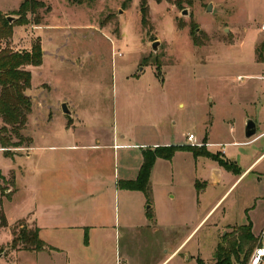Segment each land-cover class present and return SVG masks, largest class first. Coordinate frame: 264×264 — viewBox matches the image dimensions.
Segmentation results:
<instances>
[{
  "label": "rangeland",
  "instance_id": "1",
  "mask_svg": "<svg viewBox=\"0 0 264 264\" xmlns=\"http://www.w3.org/2000/svg\"><path fill=\"white\" fill-rule=\"evenodd\" d=\"M22 1L0 0V10L17 18L14 11ZM42 1L50 12L42 8L29 14L31 23L15 26L12 38L0 40V48L30 50L40 43L44 51L40 65L27 67L32 84L26 93L33 105L23 134L34 139L35 149L30 151V142L12 147L11 158L0 150V213L9 223L0 229V242L28 224L20 218L37 198L29 190L33 176H20L18 186L15 177L20 165L31 170L39 153L53 152L43 146L85 145L54 148V153L65 151L66 159L56 157L53 167L44 165L43 173L34 175L36 183L47 184L42 196L58 199L74 193L69 182L83 192L101 180L124 189L120 180L138 175L139 144L192 145L190 133L207 143L201 137L206 130L215 142L202 146L208 158L179 149L171 159H158L149 196L121 190L115 200L108 193L106 212L120 216L117 235L107 246L114 252L110 260L128 264L127 250L144 261L155 255L162 260L183 244L165 264H217V246L227 236L242 247L228 264H246L264 226V159L242 175L264 150V135L259 137L264 130V0H149L145 24L140 0ZM36 15L40 24L34 23ZM64 103L71 114L64 112ZM248 120L257 125L251 138L245 135ZM122 143L130 145L118 146ZM29 151V159H12ZM211 160L222 167L219 182L216 173L211 178L208 173ZM146 211L159 217L157 228L155 223L145 227ZM250 222L252 237L246 241L239 226ZM10 247L0 246V264H31L22 255L14 259Z\"/></svg>",
  "mask_w": 264,
  "mask_h": 264
},
{
  "label": "crops",
  "instance_id": "2",
  "mask_svg": "<svg viewBox=\"0 0 264 264\" xmlns=\"http://www.w3.org/2000/svg\"><path fill=\"white\" fill-rule=\"evenodd\" d=\"M180 105H182V103H180ZM263 135H264V130L263 132H261V134H259V137ZM201 137L208 139L207 143H210L209 145H207L208 148L215 143L211 139L210 131H208L207 133V131L205 130L204 136ZM33 142L34 139L32 138L31 145L29 146L30 151L35 149ZM230 143L231 142H228V144ZM160 144L169 145V144H179V143H172L170 141L168 142L165 141V142H153L152 144L144 143L139 145H141L140 148L142 151L143 150L142 147L144 146H157ZM224 144L226 145L227 143ZM51 145L52 146H43V147L53 148L52 149L53 152H43L41 154L39 153V155H37L35 159L34 167L31 170H28L27 166L20 165L17 168L18 171L16 172L15 179H16V184L18 186L20 182V176L21 177L25 175L29 176L28 173H31V176H33V180L31 182L32 186L30 187L31 189L29 190H31V193L32 191L36 192L37 198L34 202L33 208L31 210L26 211V213H24V216L20 219L27 220L28 224L24 225V227L26 228L37 227L39 229L40 238L44 240L48 245L52 246L53 248H47L44 250H26V249L12 250L14 254V259L19 255H22L24 257H27L31 262V264H112L111 260H113L114 258L113 257L114 252L111 251L112 247H107V246H109L112 237L117 235V229L118 227H120V216L116 212L113 214V212L108 211V213L110 212L111 214V217H109L108 213L105 210L104 202L109 192H113L114 199L117 200L119 199V194L121 190H129V189H119L117 184L113 185L107 181L101 180L97 182H91L89 187H86L83 192L80 189L81 185L77 184L76 182L75 183L69 182V183H73L70 184L74 188L73 194H67L65 196L59 197L58 199H54L53 197H50L51 199L49 197H43L42 194L47 193L44 191V188L47 187L46 186L47 184L42 181L36 183L34 181L35 179L34 175L37 174L39 171L43 173L44 165H46L47 170L53 167L54 158L60 157L66 159L65 151L61 152L60 154L54 153V151L56 150L54 148L70 147L72 148V150H75L85 146L79 144L78 142L67 146H59L57 144H51ZM120 145L128 146L130 144H123V143L118 144V146ZM91 146L96 147L98 145H91ZM0 150L2 151V148H0ZM30 151L27 152L25 155L16 154L15 157L12 159H14L15 161L16 160L18 161L19 159H24L26 157L29 159L32 156ZM263 153L264 150L255 158V160L252 163L248 165V167L244 170L242 175L245 174L253 165L264 159L261 158ZM224 154H226V150L224 151ZM141 158L142 159L140 166L142 165L143 162V155L141 156ZM140 166L138 168V172ZM208 168H209L208 173L210 175V178L212 177L211 176L212 174L214 175L216 173L217 177L216 179H214V181L216 180L215 182H219L220 174L222 172L221 171L222 167L219 166L217 167L215 165V161L211 160L210 164L208 165ZM241 176L236 180V182L241 178ZM136 177L137 175L135 176V178ZM126 180H130V179H126ZM198 180L199 179L195 181L194 186H196V182ZM25 187H28V185H25ZM68 187L69 185L66 186L63 184V188H68ZM19 189L20 188L18 187V190ZM137 191L141 192V190H137ZM61 194L64 195L65 193L63 194V192H61ZM212 210L213 209H211L207 213L205 218L212 212ZM145 220H147V223L144 224L145 227H152L151 224L155 223L154 226L157 225V222H159V217H157L155 213L149 211L146 213ZM2 228H6V227H1L0 229ZM13 236L14 233H12L11 230V237L9 241H7L6 243L0 242V246L11 243ZM182 246L183 244L176 247L175 250L176 249L179 250ZM135 248L140 249V247H134V249ZM175 250L173 251V253H170L169 256H166L165 254L162 257V260H160L161 257H157V255H155L152 258H150L149 261H144L145 259L142 258L139 254L136 253L134 254L133 251L132 254L130 250H127L125 252V259L127 260V262H129L128 264H165L170 258H172L177 253L178 250H176V252ZM160 251L164 253L167 252V250L163 248H161ZM117 257L118 254L115 253V258L117 259Z\"/></svg>",
  "mask_w": 264,
  "mask_h": 264
},
{
  "label": "trees",
  "instance_id": "3",
  "mask_svg": "<svg viewBox=\"0 0 264 264\" xmlns=\"http://www.w3.org/2000/svg\"><path fill=\"white\" fill-rule=\"evenodd\" d=\"M73 4H91L95 0H68ZM161 2L162 0H156ZM171 1V0H166ZM142 22L148 23L149 0H140ZM45 9L46 12L52 10L42 0H23L19 8L14 11L17 18L10 22L7 14L0 10V40H9L14 35V27L17 25H26L32 22L29 14H37L39 9ZM34 23L40 24L41 18L36 15ZM264 46V45H263ZM44 51L40 43L34 44L30 50H14L8 45L0 48V118L3 125L0 126V147L4 150V155L13 157L12 147H21L25 143H31L32 138L26 137L23 130L26 128L29 114L32 112V99L26 93L31 86L32 74L28 66L40 65L43 61ZM189 149L195 156H209V151L205 147L194 145H158L154 148H145L142 150L143 162L140 166L138 175L135 179L120 180L119 186L129 190H141L147 196L151 194L150 177L152 168L158 158L171 159L176 150ZM212 155V154H211ZM215 156V155H213ZM219 163L229 170L226 161L219 159ZM238 172V171H237ZM1 177V172H0ZM198 187V181L196 182ZM8 220L4 212L0 213V228L7 227ZM252 223L239 226V234L243 240H250L252 237ZM224 243L218 244L216 250L217 264H228L232 255L238 256L239 250L235 241L229 237H224ZM227 245H223V244ZM242 246V245H241ZM12 250H44L53 248L48 245L39 236L37 227H22L19 233L14 232L11 241ZM3 249L0 248V252Z\"/></svg>",
  "mask_w": 264,
  "mask_h": 264
},
{
  "label": "built area",
  "instance_id": "4",
  "mask_svg": "<svg viewBox=\"0 0 264 264\" xmlns=\"http://www.w3.org/2000/svg\"><path fill=\"white\" fill-rule=\"evenodd\" d=\"M261 29L264 31V23L261 25ZM188 140L193 143L192 145L196 144L198 146H203L205 144H210L205 142L203 143L202 141L198 142L194 133H190L188 135ZM261 158H264V153ZM246 264H264V226L257 236V243Z\"/></svg>",
  "mask_w": 264,
  "mask_h": 264
},
{
  "label": "water",
  "instance_id": "5",
  "mask_svg": "<svg viewBox=\"0 0 264 264\" xmlns=\"http://www.w3.org/2000/svg\"><path fill=\"white\" fill-rule=\"evenodd\" d=\"M208 9H209V11L212 9V4H209L208 5ZM183 13L184 14H187V11L184 10ZM7 18H8V20L10 22H13L14 19H15V17L12 16V15H8ZM198 30L199 29H197V31ZM158 44H159V41L158 40H156V41L153 42L152 47H153L154 50L157 49ZM63 109H64V112L65 113L71 114V111L68 109L66 103L63 104ZM256 132H257L256 123L253 120H248L247 121V124H246V128H245V135H246V137L247 138H251V137H253L256 134ZM0 257H1V254H0Z\"/></svg>",
  "mask_w": 264,
  "mask_h": 264
}]
</instances>
